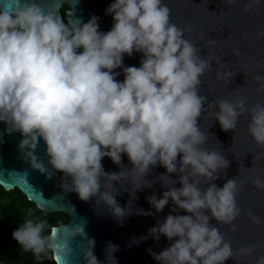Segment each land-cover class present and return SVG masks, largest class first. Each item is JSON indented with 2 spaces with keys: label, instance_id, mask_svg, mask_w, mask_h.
Instances as JSON below:
<instances>
[{
  "label": "clouds",
  "instance_id": "obj_1",
  "mask_svg": "<svg viewBox=\"0 0 264 264\" xmlns=\"http://www.w3.org/2000/svg\"><path fill=\"white\" fill-rule=\"evenodd\" d=\"M63 2L0 0V123L5 134H20V158L29 164L23 172L12 171L20 177L18 184L31 186L30 170L45 179L61 173L63 192H73L83 202L94 200L98 212L102 206L122 223L127 205L121 207L116 196L129 188L117 189L114 182H127L134 199L137 190L159 182L167 190L159 198L146 197L151 208L162 212L171 201L170 213L186 214L166 215L139 238L159 241L163 236L172 241L159 253L147 250L157 264H225L264 248L256 243L234 249L220 230L227 226L235 233L242 215L253 225H264V218L251 210L244 213L239 204L248 181L264 192V176L255 166L264 158V102L249 104L243 95L209 101L201 94L202 77L213 70L212 62L223 69L216 70V80L225 85L237 71L222 62L223 56L202 55L197 41L185 36L191 26L172 22L171 9L163 0H113L105 10L113 21L106 32L100 30L98 16L84 22L75 15L79 0H67L71 10L60 15ZM261 10V0L243 4L246 13ZM198 36L202 40L204 33ZM261 37L264 29L256 33L257 39ZM134 53L141 54L139 66H124V57ZM233 54L241 55L237 45ZM121 74L123 80H118ZM253 79L259 85L256 92L264 94V76ZM245 113L247 134L261 151L253 156L252 167L239 164V175L228 179L231 161L209 131L212 124L205 128L204 123L216 121L234 137ZM213 137L219 148L209 145ZM124 156L130 167L123 163ZM105 157L119 171H105ZM158 166L164 173L153 181L146 179ZM217 179L226 182L220 187ZM54 200L37 207L49 211L45 205L55 207ZM136 214L154 213L138 209ZM86 224L75 217L57 226L27 219L12 238L37 260L117 264L114 253L119 246L108 242L105 261H100ZM255 264H264V254L256 255Z\"/></svg>",
  "mask_w": 264,
  "mask_h": 264
},
{
  "label": "water",
  "instance_id": "obj_2",
  "mask_svg": "<svg viewBox=\"0 0 264 264\" xmlns=\"http://www.w3.org/2000/svg\"><path fill=\"white\" fill-rule=\"evenodd\" d=\"M112 2L113 0H79L74 12L84 22H87L92 15L98 16L100 30L106 32L112 27L113 21L110 15L105 14V10ZM163 2L171 9L172 22L181 27L185 24L191 26L192 31L185 33V36L197 41L198 46L202 48V55L223 56L222 62L227 63L228 68L237 71L231 83L225 85L223 81L216 80V70L223 69L212 62L213 70L202 77L204 83L200 89L201 94L207 95L209 101L217 98H231L232 95H243L247 97L249 104L256 101L264 102V94L256 92L259 85L253 79L257 74L264 76V37L256 38V33L264 29V10L259 11L258 14L244 12L245 0H237V3L233 5H227L225 0H163ZM261 3L264 4V0H261ZM63 6H66L64 11L66 16L71 10V4L64 0L58 9L59 13ZM201 32L204 33L202 40L198 36ZM209 40L215 41V43H209ZM234 45L238 46L241 52L240 56L233 54ZM140 59V53H134L131 57L125 56L124 66L138 67ZM116 71L121 70L117 69ZM117 79L123 80V75L121 74ZM210 89L211 92H209ZM247 123L248 114L245 113L238 119L234 137L231 131H222L216 121L209 119L204 123L205 128L212 124L209 131L220 141L224 153L231 161L225 173L228 179L239 175V164L245 168L252 167L253 156L261 151L248 136ZM4 128L5 126L0 123V187L3 190L17 189L36 208H38L37 204L56 197V200L53 201L55 207L45 205L51 209L46 212L66 214L69 219L66 223L61 224L70 223L73 217L77 220L85 219L87 221L85 230L89 238L96 240L95 255L102 262L105 261L104 248L108 242H111L119 246L118 251L114 253L117 264H157L147 250L152 249L159 253L172 241L166 240L163 236L159 241H155L151 237L140 241L139 238L147 235V230L156 226L158 221H163L166 215L186 214L183 211L170 213V208L173 207L171 201L162 212L156 213L155 209L151 208L146 197L155 194L159 198L161 193L167 190L166 188L162 187L159 182H154L151 188L137 190L135 192L137 198L134 199L130 195V185H127V182H121L120 185L114 182L117 189L125 186L129 188V191L121 190L120 194L116 196L121 207L127 205L126 216L121 223L102 206L98 212L94 200L83 202L78 199L75 193L63 192L60 187L61 173H56L51 179H45L39 172L30 170L28 179L31 186L18 184L20 177L12 174V171L23 172L25 169H29V164L20 158L17 147L21 139L20 134H5ZM215 137L210 139L209 145L219 148L220 145L216 142ZM39 151L43 155L42 147ZM122 159L123 163L128 165L127 157L124 156ZM102 163L105 171H119V168L107 157L103 159ZM128 166L130 167V165ZM255 166L258 173L264 176V171H262L264 170V158H261ZM164 171L163 167L158 166L146 179L153 181L157 174L164 173ZM172 178L177 179L178 177L172 174ZM225 182V179L215 181L220 187ZM175 187H180V185L176 184ZM239 204L244 213L251 210L257 216L264 218V192H259L254 188L251 181H248L244 191L240 194ZM138 209L152 211L154 214L151 216L138 215L136 214ZM212 223L215 221L213 220ZM236 223L239 224V227L235 233L228 232L227 226L220 228L226 234V238L233 242L234 249L256 243L264 245V225H253L246 215H242ZM258 254H264V248L251 256L240 257L236 261L229 259L225 261V264H255V257Z\"/></svg>",
  "mask_w": 264,
  "mask_h": 264
},
{
  "label": "trees",
  "instance_id": "obj_3",
  "mask_svg": "<svg viewBox=\"0 0 264 264\" xmlns=\"http://www.w3.org/2000/svg\"><path fill=\"white\" fill-rule=\"evenodd\" d=\"M66 6L60 10L62 16ZM31 213V215H30ZM27 219H44L50 226L66 223L69 217L64 213H47L26 200L17 189L5 191L0 187V263L1 264H54L52 259L37 260L31 252H25L12 238V233Z\"/></svg>",
  "mask_w": 264,
  "mask_h": 264
}]
</instances>
